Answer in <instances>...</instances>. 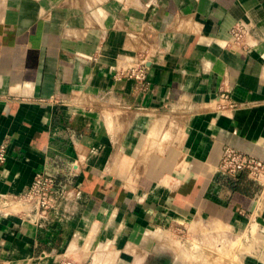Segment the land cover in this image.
I'll use <instances>...</instances> for the list:
<instances>
[{
  "label": "crops",
  "instance_id": "obj_1",
  "mask_svg": "<svg viewBox=\"0 0 264 264\" xmlns=\"http://www.w3.org/2000/svg\"><path fill=\"white\" fill-rule=\"evenodd\" d=\"M239 20L250 51L226 43ZM141 58L148 89L116 74ZM3 142L0 193L44 172L57 203L0 212L2 264H197L199 239L203 264H264L243 236L263 185L219 168L228 146L264 161V0H0Z\"/></svg>",
  "mask_w": 264,
  "mask_h": 264
},
{
  "label": "built area",
  "instance_id": "obj_2",
  "mask_svg": "<svg viewBox=\"0 0 264 264\" xmlns=\"http://www.w3.org/2000/svg\"><path fill=\"white\" fill-rule=\"evenodd\" d=\"M263 38L257 32L256 25L252 21L239 20L230 29V37L226 43L232 50L250 51L262 41ZM117 77L135 79L143 89L149 88L148 65L145 58L136 63L122 67L117 71ZM220 97L227 101L230 107L236 106L230 95L222 93ZM222 107H226L225 104ZM7 160V143L0 144V169ZM220 171L228 175H238L240 172H247L253 179L263 185L264 190V161L251 155L243 153L232 147H225L220 161ZM28 204L31 211L25 214L30 217L32 214L38 217L45 216V213L57 203L56 180L53 176L44 172L34 175L31 184L20 193H0V212H8L11 204ZM32 217V216H31ZM247 237H264V226L252 222L247 226ZM250 235V236H249ZM2 264V263H0ZM61 264H77L72 260L65 259Z\"/></svg>",
  "mask_w": 264,
  "mask_h": 264
},
{
  "label": "rangeland",
  "instance_id": "obj_3",
  "mask_svg": "<svg viewBox=\"0 0 264 264\" xmlns=\"http://www.w3.org/2000/svg\"><path fill=\"white\" fill-rule=\"evenodd\" d=\"M245 233L243 234V236H245L246 235V237H247V229H246V231H244ZM183 234H185V232L183 233V232H181L180 233V235H183ZM250 236V235H249ZM199 237H203V235H201V234H199ZM236 237H239V238H235V239H229L228 240V242H227V245H226V249H230L231 247V244H232V246H233V244L235 243V245H240V244H242V240H241V238H240V236H236ZM251 237V236H250ZM244 242V241H243ZM249 242V241H248ZM181 243H183V246L184 247H188V246H190V248H192V250H193V252H194V254H196V256L194 255V258H193V260L195 261V262H197V264H203V262L206 260L205 258H204V256H203V251L205 250V247H204V241L203 240H200L199 239V241H191V242H188V243H186V242H184V241H181ZM181 243H180V245H179V247L181 248V249H183L184 250V247L181 245ZM186 243V244H185ZM245 243V242H244ZM243 243V244H244ZM209 244V243H208ZM208 247V246H207ZM211 247H213V246H211ZM189 258H191V257H189ZM188 258V259H189ZM185 261H187V259H185Z\"/></svg>",
  "mask_w": 264,
  "mask_h": 264
}]
</instances>
